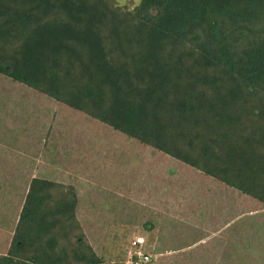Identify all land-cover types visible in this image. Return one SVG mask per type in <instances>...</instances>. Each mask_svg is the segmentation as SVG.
Listing matches in <instances>:
<instances>
[{
  "label": "trees",
  "instance_id": "1",
  "mask_svg": "<svg viewBox=\"0 0 264 264\" xmlns=\"http://www.w3.org/2000/svg\"><path fill=\"white\" fill-rule=\"evenodd\" d=\"M0 78L37 100L34 107L23 99L12 104L10 96L0 102L12 110L13 123L23 116L27 125L34 110L43 112V102L62 112L44 118L52 120L46 131L30 134L39 140L45 132L43 151L51 163L57 154L81 153L76 141L67 151V143L63 149L54 143L75 134V118L99 141L151 149L177 163L184 176L196 172V181L241 195L252 221L229 228L236 232L242 222L260 233L264 0H0ZM115 156L119 166L127 164L125 156L122 163ZM26 179L16 206L7 207L17 221L10 244L0 247V264H105L75 186ZM155 225L149 220L144 227L153 231ZM147 249L144 240L136 250L150 259ZM131 259L152 263L136 253Z\"/></svg>",
  "mask_w": 264,
  "mask_h": 264
},
{
  "label": "rangeland",
  "instance_id": "2",
  "mask_svg": "<svg viewBox=\"0 0 264 264\" xmlns=\"http://www.w3.org/2000/svg\"><path fill=\"white\" fill-rule=\"evenodd\" d=\"M140 1L119 0V3L136 5ZM0 91L1 103L10 96L12 104H18L23 99L32 107L37 105L32 95L5 78H0ZM1 103L0 247L10 244L17 221V214L7 207L10 204L16 206L17 195H23L25 182L30 180L27 177L41 176L75 186L82 201L80 212L90 224V236L105 264H128L130 242L139 237L145 240L147 250L152 253L151 264H264L263 225L258 227L260 233H257L256 230L249 231L247 224L239 222L236 232L227 229L224 234L212 237V233L221 231L225 224L233 225L241 218L245 222L252 221L245 217L244 213H252L241 195L225 190L222 191L225 193L223 196L217 184L205 182L204 186L195 180L200 176L196 172L184 176L177 163L162 160L151 149L137 151L132 143L122 145L119 140L114 144L99 141L85 123L79 124L75 118L70 121L75 134L69 138L58 137V143H54L62 149L61 145L67 143V151L70 144L74 146L71 142L76 141L81 146V153L72 150L66 158H62L60 153L51 163L52 157L43 151L45 132L39 140L30 137L33 134L37 137L43 126L46 131L52 122L51 118L45 120L46 116L62 112L43 102L39 106L43 112L36 113L33 109L34 113L26 125L23 116L13 123L9 116L12 110L10 112ZM24 128L27 135L22 132ZM83 135L91 137L94 145H87ZM18 143L29 160L21 162L19 155L23 152L17 147ZM117 152L121 156L119 160L122 156L128 160L123 167L115 158ZM36 156L37 160L32 162L30 158L35 159ZM158 163L161 170L155 166ZM29 165H34L36 169L30 171ZM128 183L131 186L129 194L125 189ZM142 208L145 210L141 212ZM109 209L115 212L110 213ZM149 220H154L156 224L153 231L144 227ZM181 220L189 226L185 225L183 229L182 225L176 224ZM199 242L200 245H197Z\"/></svg>",
  "mask_w": 264,
  "mask_h": 264
},
{
  "label": "crops",
  "instance_id": "3",
  "mask_svg": "<svg viewBox=\"0 0 264 264\" xmlns=\"http://www.w3.org/2000/svg\"><path fill=\"white\" fill-rule=\"evenodd\" d=\"M27 153H21L19 156H20V160L21 161H27V160H29V158H27L25 155H26ZM35 159H33V158H30L31 160H32V162L35 160H37V156L36 157H34ZM210 183H214V185H216V182H214V181H209ZM175 184V183H174ZM204 186H205V184H203ZM170 186V185H169ZM174 187V186H173ZM216 187L217 188H219V191L222 193V195L224 196V194L225 193H223L222 191H225L226 189H223L219 184H217L216 185ZM229 191V190H228ZM175 192H176V190H175ZM175 192H172V193H175ZM222 196V197H223ZM225 198V197H224ZM250 215H252V214H250ZM200 218H202V217H200ZM243 218H241V220H242ZM240 221V220H239ZM177 223H179L180 225H182L183 226V229H184V226L185 225H187V226H189L188 224H185V221L184 220H181V221H178V222H176V224ZM228 227V228H227ZM230 226H229V224H225V227H223V229L221 230V231H217V232H215V233H212L213 235H212V237H216V236H219V235H221V234H224L225 233V231L228 229H230L229 228ZM197 245H200V242L197 244Z\"/></svg>",
  "mask_w": 264,
  "mask_h": 264
},
{
  "label": "built area",
  "instance_id": "4",
  "mask_svg": "<svg viewBox=\"0 0 264 264\" xmlns=\"http://www.w3.org/2000/svg\"><path fill=\"white\" fill-rule=\"evenodd\" d=\"M143 243H144V239H142V238H138V239H136V241H134V242L132 243V250L129 251V264H138V263H134V262H132L131 257H132V255H133L134 253H136V254L138 255L139 258H143L144 261H149V260H150L149 258L144 257L140 250H136L137 247H138V245H142ZM134 250H135V251H134Z\"/></svg>",
  "mask_w": 264,
  "mask_h": 264
}]
</instances>
